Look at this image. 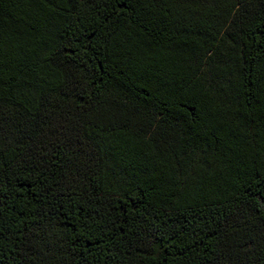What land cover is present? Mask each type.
<instances>
[{
    "label": "trees",
    "instance_id": "trees-1",
    "mask_svg": "<svg viewBox=\"0 0 264 264\" xmlns=\"http://www.w3.org/2000/svg\"><path fill=\"white\" fill-rule=\"evenodd\" d=\"M0 264H264V0H0Z\"/></svg>",
    "mask_w": 264,
    "mask_h": 264
}]
</instances>
